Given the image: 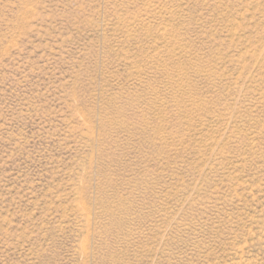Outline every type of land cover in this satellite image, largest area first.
<instances>
[{"label":"rangeland","instance_id":"374dc122","mask_svg":"<svg viewBox=\"0 0 264 264\" xmlns=\"http://www.w3.org/2000/svg\"><path fill=\"white\" fill-rule=\"evenodd\" d=\"M0 264H264V0H0Z\"/></svg>","mask_w":264,"mask_h":264}]
</instances>
